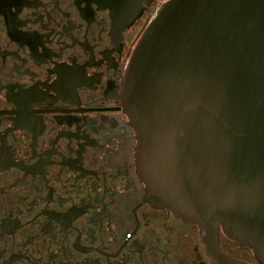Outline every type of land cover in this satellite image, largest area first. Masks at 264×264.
<instances>
[{"label":"flooded vegetation","instance_id":"flooded-vegetation-1","mask_svg":"<svg viewBox=\"0 0 264 264\" xmlns=\"http://www.w3.org/2000/svg\"><path fill=\"white\" fill-rule=\"evenodd\" d=\"M168 1L0 0V264H215L197 224L147 198L123 101Z\"/></svg>","mask_w":264,"mask_h":264},{"label":"water","instance_id":"water-1","mask_svg":"<svg viewBox=\"0 0 264 264\" xmlns=\"http://www.w3.org/2000/svg\"><path fill=\"white\" fill-rule=\"evenodd\" d=\"M123 101L147 198L197 224L215 264H237L220 230L264 264V0L166 2L129 60Z\"/></svg>","mask_w":264,"mask_h":264}]
</instances>
